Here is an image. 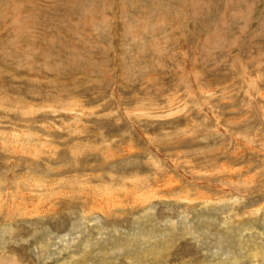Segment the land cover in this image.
<instances>
[{
	"label": "rangeland",
	"instance_id": "obj_1",
	"mask_svg": "<svg viewBox=\"0 0 264 264\" xmlns=\"http://www.w3.org/2000/svg\"><path fill=\"white\" fill-rule=\"evenodd\" d=\"M66 259L264 264V0H0V264Z\"/></svg>",
	"mask_w": 264,
	"mask_h": 264
},
{
	"label": "bare ground",
	"instance_id": "obj_2",
	"mask_svg": "<svg viewBox=\"0 0 264 264\" xmlns=\"http://www.w3.org/2000/svg\"><path fill=\"white\" fill-rule=\"evenodd\" d=\"M51 108V107H50ZM15 135V134H14ZM10 136V135H9ZM27 137H29V136H27ZM30 138V137H29ZM33 184V183H32ZM112 195V194H111ZM7 196V195H6ZM108 196V195H107ZM114 196V195H113ZM106 197V196H105ZM120 197V196H119ZM143 197V196H142ZM125 198V197H124ZM108 199V198H107ZM114 199H115V197H114ZM140 199V198H139ZM143 199V198H142ZM120 201H121V199H120ZM149 201H150V198H149ZM208 202V201H207ZM212 203V202H211ZM33 204H34V202H33ZM113 204H114V202H113ZM14 205V204H13ZM16 205H18V204H16ZM22 205V204H21ZM110 205V204H109ZM20 206V205H19ZM39 206V205H38ZM12 207V206H11ZM36 208H37V206H35ZM35 207H33L34 209H35ZM17 208V207H16ZM19 208V207H18ZM21 208H22V206H21ZM84 208V207H83ZM14 208H12L11 210H13ZM92 209V208H91ZM90 209V210H91ZM108 209V208H107ZM110 209V208H109ZM15 210V209H14ZM18 210V209H17ZM20 210H24V208L23 209H20ZM105 210V209H104ZM33 211V210H32ZM38 211V210H37ZM102 211H103V209H102ZM14 212V211H13ZM19 212V211H18ZM41 212V211H40ZM89 212V211H88ZM101 212V211H100ZM11 213H12V211H11ZM21 213V212H20ZM20 213H17V214H20ZM93 213V212H92ZM14 214V213H13ZM23 214H24V212H23ZM26 214H28V213H26ZM33 214H36V212L34 213V211H33ZM94 214V213H93ZM30 215H31V213H30ZM41 215V214H40ZM103 215V214H102ZM25 216V215H24ZM23 216V217H24ZM27 216V215H26ZM96 216V215H95ZM9 219V218H8ZM83 221V220H82ZM47 240H45V242H46ZM51 242V241H50ZM41 245V244H40ZM45 245V244H44ZM45 246H47V245H45ZM40 247H42V246H40ZM45 248V247H44ZM48 248V247H47ZM47 250V249H46ZM1 261V260H0ZM70 263V261H69V259H66L65 261H62L61 263H59V264H69ZM1 264H3L2 262H1ZM10 264V263H9Z\"/></svg>",
	"mask_w": 264,
	"mask_h": 264
}]
</instances>
